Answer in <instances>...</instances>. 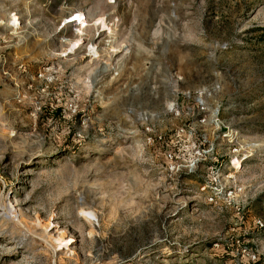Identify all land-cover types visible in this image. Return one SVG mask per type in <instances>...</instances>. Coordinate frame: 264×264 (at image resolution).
<instances>
[{"label":"rangeland","instance_id":"1","mask_svg":"<svg viewBox=\"0 0 264 264\" xmlns=\"http://www.w3.org/2000/svg\"><path fill=\"white\" fill-rule=\"evenodd\" d=\"M0 264H264V0H0Z\"/></svg>","mask_w":264,"mask_h":264},{"label":"bare ground","instance_id":"2","mask_svg":"<svg viewBox=\"0 0 264 264\" xmlns=\"http://www.w3.org/2000/svg\"><path fill=\"white\" fill-rule=\"evenodd\" d=\"M82 23H84V21H82Z\"/></svg>","mask_w":264,"mask_h":264}]
</instances>
